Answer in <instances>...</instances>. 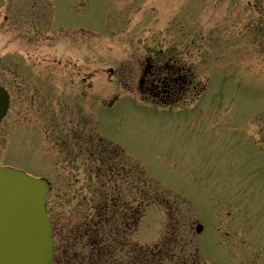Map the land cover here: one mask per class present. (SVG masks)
Masks as SVG:
<instances>
[{"label": "rangeland", "instance_id": "obj_1", "mask_svg": "<svg viewBox=\"0 0 264 264\" xmlns=\"http://www.w3.org/2000/svg\"><path fill=\"white\" fill-rule=\"evenodd\" d=\"M149 61L183 65L196 88L189 94L204 90L184 107L143 102L177 106L175 95L143 92L140 101V88L166 92L165 72L143 80ZM0 83L12 96L0 163L52 183V217L91 211L76 189L96 185L66 136L68 124L89 120L94 139L124 150L119 165L133 174L137 162L163 189V204L138 225L139 243L175 233L185 252L196 251L201 223L206 264H264V0H0ZM71 172L78 182L64 187ZM135 186L121 185L122 202L146 185L135 177Z\"/></svg>", "mask_w": 264, "mask_h": 264}, {"label": "water", "instance_id": "obj_2", "mask_svg": "<svg viewBox=\"0 0 264 264\" xmlns=\"http://www.w3.org/2000/svg\"><path fill=\"white\" fill-rule=\"evenodd\" d=\"M7 105L8 96L0 87V119ZM46 191L44 181L0 169V264H51L53 241L44 211ZM19 226H24L21 237L8 236L12 228L20 230Z\"/></svg>", "mask_w": 264, "mask_h": 264}, {"label": "trees", "instance_id": "obj_3", "mask_svg": "<svg viewBox=\"0 0 264 264\" xmlns=\"http://www.w3.org/2000/svg\"><path fill=\"white\" fill-rule=\"evenodd\" d=\"M137 178H142V172L135 167ZM127 185V184H126ZM120 189V188H119ZM141 191H138L136 193V197L134 201L128 200L125 203L126 205V216L132 219L134 217V220L130 221V227L133 228L138 224V221L140 220V217L142 215V211L144 206L148 205L151 200L156 196L155 194L151 193L150 190H146L141 188ZM113 200L114 201H121L122 197V191H116L113 192ZM135 206V207H134ZM129 222V221H128ZM129 225V223H128ZM126 223L123 224V221L120 222L119 226H116L115 232L111 234L109 237V241H107V244H104L103 249L106 250L107 248H111L112 250H118L120 248H124L129 256L125 257V261L116 262L114 261L113 257L106 256L104 263L100 262L101 255L99 253H93L94 263L95 264H162V262L167 261V263L172 264H189V261H186L184 259L180 258L174 259V258H168V252L169 250H163L162 249H147L139 245H135V250H132V247L129 245V243L125 240L127 233L131 232V229L128 227ZM81 227V226H79ZM82 230V229H81ZM91 241H95L97 244L100 242V236L101 233L99 231L92 230L90 233ZM108 235L109 233H105ZM113 239V243H112ZM123 246V247H122ZM120 251V250H119ZM134 253V254H133ZM105 255V254H104ZM103 255V256H104ZM132 256L134 257V261L132 260ZM191 264H195L193 261Z\"/></svg>", "mask_w": 264, "mask_h": 264}, {"label": "flooded vegetation", "instance_id": "obj_4", "mask_svg": "<svg viewBox=\"0 0 264 264\" xmlns=\"http://www.w3.org/2000/svg\"><path fill=\"white\" fill-rule=\"evenodd\" d=\"M152 65H153V63L150 61L148 63H146L145 65L142 64V66L144 67L141 70L143 80H145L147 78H149V80L157 79L159 77V75H162V74H160L161 72H165L164 77L160 76L159 78L169 79V80H171V82L173 84L177 85V88H179L176 91H174L173 88H170L172 92H179L178 94L180 96H187L191 90L195 89L194 86H192V83H188L187 81L184 80L183 75H184L185 67L183 65H178L177 67L170 66L168 63H165L163 66L158 64L156 67H154ZM141 73H139V75H141ZM20 86L25 89V86H23V84ZM149 86H146L147 88L143 87V88L139 89V91L140 92H151V89H149ZM36 92H38L37 88H36V90L31 89V92H28V93H29V96H33L34 102L36 103L37 106H39V97H38V94ZM26 95H27V93L21 92L20 97H24ZM25 102H27V101H23V103H25ZM21 109H22V106H21ZM37 114H39V112ZM23 115H24V113H23ZM70 138H72V140H77L78 138H81V142L83 143V141H85L86 142L85 144H87L89 137H88L87 133L82 132L81 134H78V133L73 134L71 132ZM78 152H80V151H76V153H78Z\"/></svg>", "mask_w": 264, "mask_h": 264}]
</instances>
